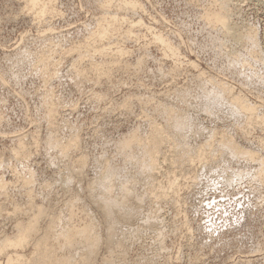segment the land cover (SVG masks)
Listing matches in <instances>:
<instances>
[{
    "label": "rangeland",
    "instance_id": "374dc122",
    "mask_svg": "<svg viewBox=\"0 0 264 264\" xmlns=\"http://www.w3.org/2000/svg\"><path fill=\"white\" fill-rule=\"evenodd\" d=\"M98 1L52 0L48 2L52 11L41 15L36 14V10L28 8L26 0H0V178L7 183L6 187L0 190V238L16 237L15 234L19 230L15 223L20 220L21 224H26L29 221L26 213L35 212L39 206L43 208L41 218L38 217L37 220L41 231L54 218L53 215L65 221L68 210L72 207L76 210L73 221L77 224L79 220L78 225L83 224L86 221L85 216L91 213L97 225L98 242L101 239L91 258L86 261L82 257L89 251H86L84 246L73 244L72 248L64 247V252H69L72 259H75L73 264H264V183L259 180L256 159L226 160L224 158L227 155L222 153V164L225 163L229 171L235 170L234 174L238 173L228 181L218 178V171H208L203 177L202 171L205 168L203 165L220 160V157H215L211 161L208 159L210 152L216 151L217 141L211 145L209 152L206 151L208 155L204 161L208 160L211 163L202 162L203 165L200 166V161H193L192 164L187 163L185 159H176L177 155L174 153L176 151L181 155V148L172 150L174 144L170 136L171 139L166 138L161 142L159 154L161 161L155 173L158 187L151 192L153 196H148L149 193H145L143 189L145 186L141 183L143 174L141 175L140 167L133 159L127 160L125 153H121L117 148L121 136L129 132L137 131L142 136L149 134L154 121L162 126L166 134L171 135L169 132L172 131L171 126L168 125L170 120L163 108L172 105L176 110L188 112L190 120L195 124V129L188 131L190 133L194 130L193 134L188 136L186 144L197 146L195 144L206 142L214 131L222 130L241 146L258 151V154L264 156V145L260 144L264 138V123L253 121L244 127L243 123H240L243 122L242 117L231 111L222 98L207 100L202 97L199 86L203 82H206L207 86L208 84L216 86L220 81L228 84L233 92L243 93L248 102L256 104L258 106L256 111L264 115V60L259 61L255 56L250 57L246 51L249 45L246 43L234 46V49L240 58L248 59L246 61L248 65L242 66L240 63L228 65V56L223 53L221 47L229 48L230 43L223 46L218 39L221 37L218 29L207 25L201 17L202 9L211 1L216 5L222 0H137L139 6L135 8L129 6L123 9L112 6L109 9L110 13L123 14L134 20L131 34L127 35L124 32L126 22H123L122 34L112 33L102 39H90V44H82L90 31L97 27L98 18L104 13ZM229 3L234 9L230 19L235 22L238 29L252 28L254 32L256 31L255 36L259 43L256 50H259L264 59V0H229ZM156 32L161 33L172 43L173 52L154 40ZM48 44L54 45L52 46L54 48L59 46V49L56 48L58 51L52 54L60 62L57 61L56 65L58 72L56 68L46 79L43 74L41 75L42 65L35 59ZM77 44L82 45L79 49L73 50ZM100 44L121 45L123 53L114 55L116 58L121 56L118 62L109 61L114 58L113 54H101L100 51L93 50V47ZM166 50L168 52H165ZM27 51L30 53L25 54ZM79 51L84 53L81 58H78ZM19 54H25L26 58L20 56L22 58L20 59ZM93 58L97 62L108 60L109 74L102 72V75L96 72L99 74L96 75L94 71H87L86 68L89 74L84 72L85 75L80 73L82 75L80 76L79 73L75 74L72 71L71 62L87 67L90 61L88 59ZM78 59L83 61L79 62ZM260 74L262 78L259 77ZM50 91L53 92V96L57 95L55 96L57 110L54 109L52 113L46 109L45 103H42ZM241 124L244 128L240 127ZM72 136L77 137L75 139L79 138L78 141L71 145L67 144L73 140ZM62 142L71 147L68 149L65 144L67 150L62 148L59 152L60 147L55 143L60 145ZM19 145H23L24 149ZM81 156L86 158L78 159ZM81 165L82 172L79 171ZM133 166L139 168L136 170ZM109 167H112V170ZM72 169L74 170L71 171ZM104 169L107 172H104ZM111 171L115 172L114 175ZM27 172L34 175L28 183H24L22 181ZM99 172L105 174L101 175ZM127 172H131V175ZM61 173L69 177V185L60 184L57 178ZM77 176L83 180H79ZM101 176L106 177L107 181L110 179L117 181V185L113 181L108 189L113 194L120 193L118 188L120 183L132 184L135 192L128 195L132 198L127 197L129 201L135 202V205L132 203L135 207L131 209L133 219L127 220L128 222L120 220L123 224L119 222L115 224L119 230L116 227V230L112 231L115 241L121 238L126 241L122 249L125 251H113L114 246L108 257L107 247L104 246L108 244L105 242L109 239H106L108 237L105 232L106 221L101 219L104 215L99 213L100 208L93 206L95 204L87 192L88 186L92 185L93 191H96L94 194L100 191L99 198L103 197L105 185H99L100 187L93 185L95 179ZM113 177H117V180ZM137 178L140 179L138 183L135 181ZM88 179L92 184H87L90 182ZM98 188L101 189L97 190ZM142 190L145 192H141ZM74 192L76 194L79 192V195L76 196ZM155 194L157 196L154 197ZM138 195L143 200L137 199ZM44 209L46 213L43 215ZM147 212L153 215L152 218ZM148 222L149 224H146ZM35 236L36 234L30 235L32 241L28 238L24 242L26 244L22 243L21 246L8 245L3 247V252L0 249V264L6 263L5 256L8 252L9 254L13 252L14 254H11L13 256L16 254V250L12 251L14 249H18V254L22 253L21 261L14 259V264H25L29 258L38 257V254L37 256L33 254L38 252L33 245ZM54 244L56 245L51 242L55 248ZM70 249L71 251H65Z\"/></svg>",
    "mask_w": 264,
    "mask_h": 264
},
{
    "label": "bare ground",
    "instance_id": "6f19581e",
    "mask_svg": "<svg viewBox=\"0 0 264 264\" xmlns=\"http://www.w3.org/2000/svg\"><path fill=\"white\" fill-rule=\"evenodd\" d=\"M52 1V0H51ZM51 1H47V0H26V5H28L27 7L28 8H32L33 10H36L35 12H37L36 14H41V15H43V13H46V12H49L50 10L52 11V8L50 7V5H49V3L48 2H51ZM211 1V0H210ZM220 1V0H219ZM212 2V1H211ZM210 2V4L209 5H207V6H205L202 10V13H201V17H203V20L206 22V24L207 25H209V26H211V27H213V28H217L218 29V32H219V34H221V37L219 36V40L221 41V44L224 46L225 44H229L230 46H229V48L226 46V48L225 47H221V46H219V47H221L222 48V51H223V53H225V54H227V56H228V59H229V63H228V65L229 64H238V63H240V64H242V66L245 64V66L246 65H248V64H246V61L248 60H244L243 58H240L238 55H237V51L234 49V46H237V45H242V44H246V43H248V45H249V47H248V50H246L247 51V53L250 55V57L252 56L253 58H255L256 60H261V61H263L264 59H262V54L260 53V52H258L256 49H258V40L256 39L257 37L255 36V32H254V30L252 29V28H242L241 27V29H243V31H241V29H238V27L235 25V22H233V21H231V15H232V13H233V7L232 6H230V3H229V0H222V1H220L218 4H214L213 5V3H211ZM218 2V1H217ZM112 3V4H111ZM206 3V2H205ZM98 4L103 8V11H104V13H103V15L100 17V18H98V21H97V27L95 28V29H93V30H91L90 31V34L89 35H87L85 38H84V40H83V43L82 44H90V39H102V38H104V37H109V35L110 34H112V33H121L122 34V32H121V27H122V23L123 22H126V26H125V29H124V32L127 34V35H129V34H131V31H132V28L131 27H133L132 25H133V23H134V20L133 19H128V17H126L125 15H123V14H120V15H118L117 13H110V7H116V8H120V7H123V9L126 7V8H128L129 6H131V8H135V7H138L139 6V1H137V0H99L98 1ZM122 9V8H121ZM50 11V12H51ZM136 22H139V20H135ZM215 33V32H214ZM154 40L155 41H157V42H159L162 46H163V48H166V49H170V50H172V52H173V45H172V43L167 39V38H165V37H163V35L161 34V33H159V32H156L155 33V37H154ZM47 42H49V41H47ZM80 42H82V41H80ZM219 42V41H218ZM218 42H217V44H218ZM51 43H53V41L51 42ZM51 43H49V44H51ZM47 44V43H46ZM45 44V45H46ZM47 45V47L46 46H44L45 48L39 53V54H37V58L35 59L36 60V62H38V64H41L42 65V67L41 66H39V67H41L40 69H42L43 68V72L41 73V75L43 74V76L47 79V77H49V75H51L54 71H55V69H56V72H58L57 70H58V66L56 67V65H57V61H59L58 59H56V57L54 58L53 57V54L55 53V52H57L58 50L57 49H59L58 47L59 46H56V48H54V47H52V46H54V45H52V46H50V45ZM82 44H77V45H75L74 47H73V50L75 49H79L80 48V46L82 45ZM55 45H59V44H56L55 43ZM114 46V45H113ZM112 45H102V44H100L98 47H93V50H98V51H100V53L102 54V53H105V54H108V53H110V55L111 54H113V56L115 55V54H121V52L123 53V48H122V46L121 45H115L114 47H113ZM247 47V46H246ZM236 48V47H235ZM104 49H106V50H104ZM238 49V48H237ZM41 50V49H40ZM57 50V51H56ZM69 51V50H68ZM22 52V51H21ZM24 52H26V50L24 51ZM23 52V53H24ZM29 51H27V53H25V54H29L28 53ZM165 52H168L167 50L165 51ZM53 53V54H52ZM25 54H22V55H20L19 54V58H20V56L22 57V56H24ZM245 54V53H244ZM34 55V54H33ZM82 56H84V53H82V52H80L79 51V53H78V58H81ZM93 56V55H92ZM109 56V55H108ZM118 56V55H117ZM255 56V57H254ZM18 57V56H17ZM34 57V56H33ZM88 57V56H87ZM91 56H89L88 58H90ZM105 57V56H104ZM141 57V56H140ZM22 58H26V56H24V57H22ZM22 58H20V59H22ZM30 58V57H29ZM59 58V57H58ZM121 58V56L119 55V58L117 57H115L114 56V58L112 59L111 58V60H109L110 62H112V61H114L113 63H115V62H118V60ZM75 59V58H74ZM85 59H87V58H85ZM95 58H93V60L92 59H88V60H90L89 62H88V64H87V67H82L81 66V64H78V63H74V62H71L72 64H73V66H72V64H71V66H72V71L73 72H75V74H77V73H79L78 75H80V76H82V75H85V73H88V72H86V68H87V71L89 70H91V71H94L93 73L95 74L96 72H100V74H102V72H103V74H104V72L105 73H107L108 71H110V68L108 67V65H109V61L107 60L106 62H102V61H100V62H97V61H95L94 60ZM108 59H110V57H108ZM249 59H252V58H249ZM76 60H77V57H76ZM79 60V59H78ZM82 61H83V59H81ZM81 60H79V62L81 61ZM104 60V59H103ZM17 61H18V59H17ZM75 61V60H74ZM136 61H138V59L136 60ZM60 62V61H59ZM87 62V61H86ZM85 62V63H86ZM102 62V63H101ZM120 62V61H119ZM251 63V62H250ZM262 63V62H261ZM34 64V63H33ZM111 64V63H110ZM103 65L105 66V67H103ZM112 65V64H111ZM114 65V64H113ZM110 66V65H109ZM233 66H236V65H233ZM263 66H264V64H263ZM249 67V66H248ZM38 68V67H37ZM264 68V67H263ZM85 72V73H84ZM172 72V71H171ZM80 73H82V75L80 74ZM84 73V74H83ZM262 73V72H261ZM57 74V73H56ZM74 74V73H73ZM89 74V73H88ZM98 73H96V75H97ZM102 74V75H103ZM107 74H109V73H107ZM106 74V76H109V75H107ZM252 74V73H251ZM250 74V75H251ZM2 75V74H1ZM54 75V74H53ZM99 75V74H98ZM101 75V76H102ZM203 75V74H202ZM13 76V75H12ZM253 76V75H252ZM252 76H249V78H252ZM257 76V75H256ZM4 77V76H3ZM44 77H42V79L44 78ZM51 77V76H50ZM79 77V76H78ZM99 77V76H98ZM97 77V78H98ZM199 77V76H198ZM254 77V76H253ZM259 77H261V74L259 75ZM257 78V77H256ZM262 78V77H261ZM261 78H259L260 80H262ZM81 79V78H80ZM85 79V78H84ZM201 79V78H200ZM258 79V78H257ZM257 79H255V82H256V80ZM199 80V79H198ZM247 80V79H246ZM249 80V79H248ZM78 81V80H77ZM205 81V80H204ZM250 81V80H249ZM263 81V80H262ZM45 82V81H44ZM46 82H47V80H46ZM49 82V81H48ZM211 82H213V81H211ZM219 84L218 85H216V86H210L209 84H208V86H207V83L206 82H203V83H201L200 85H199V83H198V85L200 86V93L202 94V97H204V98H206L207 100H210V99H218V100H220L221 98L224 100L223 102H225L226 104H228V106H229V108H230V110L231 111H233L235 114H238L239 116H241L242 117V121L243 122H240V123H243V126L244 125H248L249 123H251V122H253V121H257V122H261V123H264V115L263 114H259L256 110V108L258 107V106H256V104H253V103H250V102H248L245 98H244V96H243V93L241 94H239L238 92H233V89H232V87L230 86V85H228V84H223L221 81L220 82H218ZM258 83V82H257ZM216 84H217V82H216ZM246 84H248V83H246ZM250 84V83H249ZM199 86L197 87V88H199ZM47 90V89H46ZM54 90V89H53ZM52 90V91H53ZM47 92H48V90H47ZM54 92V91H53ZM53 92H49L46 96H45V98H44V102H42V103H45V106L47 107L46 109L49 111V112H51L52 113V111H54V109L56 108L55 106H57V105H55L56 104V102L57 101H55V96H57V95H55V96H53ZM183 92V91H182ZM187 92V91H186ZM264 92V91H263ZM184 93V92H183ZM185 94V93H184ZM43 96V95H42ZM44 97V96H43ZM181 97V96H180ZM187 98V97H186ZM42 99V98H41ZM58 99V98H57ZM59 101V100H58ZM185 101V100H184ZM125 104V103H124ZM42 105V104H41ZM126 105V104H125ZM167 105V104H166ZM44 106V105H43ZM170 106H172V105H170ZM164 107L163 108V110L165 111V113H166V115L168 116V120H170V124L168 123V125L169 126H171V130L172 131H169V132H171L170 134L171 135H169L168 133L166 134L165 133V131H163V128H162V126H159V124L158 123H156L155 121L151 124V130L149 129V131H150V133L148 134L147 133V135H144V136H142V135H139L138 134V132L137 131H132V132H129L128 134H125V135H123V136H121V138L119 139V141H118V143H117V148L119 149L118 151H120L121 153L123 152V153H125V155H126V157H127V160L129 159H133V161L140 167V171H141V175H142V177H143V179H141V180H143L141 183H142V186L144 185L145 186V188H143L144 190H142L141 192H145L146 194H148V196L149 195H152L153 196V193H151L152 191L154 192V190H156L157 189V187H158V182L156 181L157 179H156V175H155V173H156V170H158V164H159V162L161 161V160H159V158L161 159V157H159V156H161V155H159L160 154V150H161V142H163V140L164 139H171V137L170 136H172V140H171V142L174 144V147L172 148V150L174 149V150H176L175 148H181L180 150H181V155H180V153L179 152H176L175 151V155H177L176 156V159H185V160H187L186 162L187 163H192L193 161H200L201 163L199 164L200 166H201V164H202V162L204 163V162H206V163H208V162H210L212 159L214 160L215 159V157H220V160L218 161V160H214V161H211L212 162V164H207V165H203V167H205V168H203L204 170L202 171V176L203 177H205V175H207V172L208 171H218L219 172V174H218V178L220 177L221 179H224V180H226V181H228V180H230L234 175H236L238 172H236V174H234V172L233 171H235V170H233V171H229V170H227V165H224V164H222V160H221V156H222V153H224L225 155H227V156H225V158L224 159H231V158H245L246 160H257L258 162V172H257V174H258V176H259V180H261V182H262V184L264 183V156L263 155H260V154H258V151L257 152H255V150H252V149H247L246 147H243V146H241L240 145V143L238 144L233 138H231V136L230 135H226V134H224L223 132H222V130L221 131H214L213 133H212V135H211V137L209 138V139H207L206 140V142H201L200 144L199 143H197V144H195V145H197V146H191L190 144L188 145V144H186V141H187V138H188V136L189 135H191V134H193V132H194V130H192L190 133H188V131L189 130H191L192 128H194L195 129V124L194 123H192V121L190 120V117H189V115H188V112H184V111H182V109H179V110H176V109H174L173 108V106L172 107ZM175 107V106H174ZM178 109V108H177ZM57 109H55V111H56ZM184 110V109H183ZM232 112V113H233ZM48 113V112H47ZM165 113H163V115L165 114ZM262 113V112H261ZM49 114V113H48ZM53 115V114H52ZM238 115H236V116H238ZM49 116V115H48ZM50 117V116H49ZM241 117H239V118H241ZM244 117V118H243ZM49 119H51V118H49ZM166 120V119H165ZM241 120V119H240ZM52 121V120H51ZM52 124V123H51ZM54 124V123H53ZM164 124H166V123H164ZM68 125V124H67ZM161 125V124H160ZM194 127H193V126ZM65 126V125H64ZM242 126V124H241V126L240 127H242V128H244ZM72 128V127H71ZM165 128V127H164ZM168 128V127H167ZM198 128V127H197ZM56 129V128H55ZM74 129V128H73ZM77 129V128H76ZM132 130H134V129H132ZM165 130V129H164ZM201 130V129H200ZM139 131V130H138ZM73 132H75L74 130H73ZM77 133V132H76ZM34 134V133H33ZM78 135H79V133H77ZM50 135V134H49ZM49 135H47V136H49ZM72 135H73V133H72ZM51 136V135H50ZM67 136H68V134H67ZM77 136V135H76ZM217 136H219V137H217ZM36 137V136H35ZM59 137V136H58ZM70 137H71V135H70ZM73 137V136H72ZM217 137V138H216ZM21 138V137H20ZM54 138V137H53ZM52 138V139H53ZM63 138V137H62ZM61 138V140L63 141V139ZM66 138H68V137H66ZM75 138H77V137H75ZM74 137L72 138L73 140L72 141H68L67 142V144H70L71 145V143H73L74 141V143H76L77 141H78V139H75ZM48 139V138H47ZM59 139V138H58ZM69 139H71V138H69ZM77 140V141H76ZM33 141V140H32ZM35 141V140H34ZM54 141H56V139L54 140ZM170 141V140H169ZM215 141H217V146H215V152H210V157L208 158L210 161H204V159H207V155H206V151H208L209 149H210V147H212L211 145L215 142ZM47 143L48 142H50L51 143V141H46ZM60 142V141H59ZM58 142V143H59ZM21 143H23V140H22V142ZM25 143V142H24ZM45 143V142H44ZM58 143H55L58 147H60V151L59 152H61V150H62V148H64V149H66L67 147H68V145L65 143V142H62V144H58ZM260 143V142H259ZM54 144V145H55ZM67 145V147L65 148V146ZM261 146H263L264 145V138L262 139V141H261ZM24 145V144H23ZM23 145H19L20 147H22ZM54 146L56 149H57V146ZM78 145V144H77ZM173 146V145H172ZM69 147H71V146H69ZM69 147H68V149H69ZM76 148H78V147H76ZM22 149H24V147H22ZM51 149H53V148H51ZM63 149V150H64ZM75 149V148H74ZM19 150H21V149H19ZM29 150V149H28ZM27 150V151H28ZM59 150V149H58ZM67 150V149H66ZM66 150H64V151H66ZM173 150V151H174ZM17 151V150H16ZM80 151V150H79ZM21 152V151H20ZM22 152H24V151H22ZM58 152V153H59ZM67 152V151H66ZM81 152V151H80ZM162 152V151H161ZM209 152V151H208ZM17 153V152H16ZM26 153V152H25ZM28 154V153H27ZM28 155H30V154H28ZM83 155V154H82ZM170 155V154H169ZM180 155V156H179ZM26 156V155H25ZM25 156H21L20 155V157H25ZM67 156V155H66ZM66 156H65V158H66ZM174 155H172V158L173 159H175L174 157H173ZM184 156V158H182ZM28 157V156H27ZM60 157V156H59ZM82 158H86V157H83V156H81V158H79L78 157V159H80V160H82ZM122 158V157H121ZM163 158H164V156H163ZM171 158V157H170ZM171 158V160H173ZM60 159V158H59ZM70 159V158H69ZM77 159V158H76ZM96 159V158H95ZM218 159V158H217ZM244 159V160H245ZM20 160H22V159H20ZM24 160V159H23ZM71 160V159H70ZM73 161H75V160H73ZM78 161V160H77ZM76 161V163H78ZM85 161H86V159H85ZM25 162V161H24ZM79 162H82V161H79ZM83 162H84V159H83ZM129 162H131V161H129ZM179 162H181V161H179ZM210 162V163H211ZM72 163V162H71ZM71 163H69V164H71ZM86 163V162H85ZM84 163V164H85ZM176 163H177V161H176ZM73 164V163H72ZM81 164V163H80ZM178 164H181V163H178ZM193 164V163H192ZM75 165L76 164H74L73 165V167H74V169H75ZM83 165V164H82ZM80 166V172H82L81 171V168L83 167V166ZM104 165V164H103ZM102 165V166H103ZM135 165V164H134ZM184 165V164H183ZM182 165V166H183ZM188 165V164H187ZM191 164H189V166H190ZM25 166V165H24ZM68 166H70V165H68ZM67 166V167H68ZM77 166H78V164H77ZM76 166V167H77ZM101 166V167H102ZM107 166H109V165H107ZM160 166V165H159ZM181 166V165H180ZM181 166V167H182ZM185 167H186V165H184ZM183 166V167H184ZM229 166V165H228ZM112 167H113V165H112ZM112 167L110 168L111 170H112ZM115 167V166H114ZM133 167H135V166H133ZM139 167H135L134 169H136V168H139ZM65 168V167H64ZM69 168V167H68ZM72 168V167H71ZM70 168V169H71ZM108 168V169H109ZM190 168V167H189ZM74 169H72L71 171H73ZM106 169V168H105ZM104 169V172L106 171ZM133 169V168H132ZM185 169V168H184ZM187 169V168H186ZM221 169V171H219ZM65 170V169H64ZM68 169H66V171H67ZM115 170H117V169H115ZM119 170V169H118ZM137 170V169H136ZM200 170V169H199ZM198 170V171H199ZM27 171V170H26ZM69 171V170H68ZM77 171V170H76ZM101 171H102V168H101ZM132 171V170H131ZM257 171V170H256ZM33 172V171H32ZM104 172H99V173H101V175H103V174H105ZM107 172V171H106ZM112 172V174L114 175V173H113V171H111ZM136 172V171H135ZM139 172V171H138ZM189 172V171H188ZM192 172H193V170H192ZM191 171H190V173H192ZM195 172V171H194ZM16 173H17V171H16ZM28 173V172H27ZM59 173V172H58ZM66 173V172H65ZM78 173V172H77ZM103 173V174H102ZM127 173H129L130 175H131V172H127ZM190 173H188V174H190ZM67 174V173H66ZM82 174V173H81ZM109 174V173H108ZM133 174V173H132ZM194 174V173H193ZM192 174V175H193ZM255 174V173H254ZM25 175H26V173H25ZM24 175V176H25ZM34 175V174H33ZM33 175H31V173H28L25 177H24V180L22 181V182H24V183H28V181L29 180H31V177L33 176ZM73 175V174H72ZM78 175V174H77ZM106 175H107V173H106ZM116 175H118L117 174V172H116ZM119 175H121L120 174V171H119ZM141 175H140V177H141ZM183 175H184V173H183ZM97 176V175H96ZM98 176H100V175H98ZM109 176V175H108ZM125 176H127V175H125ZM187 177L189 176V175H186ZM186 176H185V178H186ZM197 176V175H196ZM196 176H194V177H196ZM71 177V176H70ZM78 177V176H77ZM105 177V176H104ZM122 177V176H121ZM120 177V178H121ZM132 177H133V175H132ZM136 177H139V176H136ZM139 177V178H140ZM190 177V176H189ZM192 177V176H191ZM19 178V177H18ZM79 178V177H78ZM83 178V177H82ZM109 179H110V177H108ZM115 177H113V179H114ZM128 178V177H127ZM126 178V181L128 180ZM20 179H22V178H20ZM57 179H59V182H60V184L61 185H63V186H66V185H69L68 184V181H69V177L68 176H66V175H63L62 173L61 174H59V178H57ZM74 179V178H73ZM73 179H71L72 181H73ZM77 179V178H76ZM81 179V177L79 178V180ZM93 179H94V177H93ZM116 180H117V177L115 178ZM123 179V178H122ZM138 179V178H137ZM191 179V178H190ZM78 180V181H79ZM81 180H83V179H81ZM89 180V179H88ZM124 180V179H123ZM132 180V179H131ZM140 179H138V180H135V181H137L136 183H138V181H139ZM187 181L189 180V178L188 179H186ZM192 180V179H191ZM90 181V180H89ZM114 181V180H113ZM111 179L109 180V181H107L106 180V177L105 178H102V176L101 177H98V178H96L95 179V181L93 182L94 184V187L95 186H99V185H105V188H106V191H105V193H104V195L102 194V198H99L100 196V191H97L98 192V194H94V192H96V191H93V186L92 185H89L88 186V191L87 192H89L88 194V196H90L89 198H91L92 199V201H93V203L95 204V205H93L94 207L95 206H97L98 208L97 209H99L100 208V210H101V212H99L100 214H103L104 216H102V218L101 219H105L104 221H106L105 222V232L107 233V236L108 237H106V239L107 238H109V239H107L108 241L107 242H105V243H108L107 245H104V246H106L107 248H106V251H108L107 253H108V255H107V257L108 256H110L109 254L111 253L110 251H112V249L114 248V246H115V248L113 249V251L115 250H121V251H125V249L124 250H122L123 249V247H124V243L126 242H124V240L121 238V239H118V240H114L113 239V234H112V231L113 230H116V227H115V224L117 223V222H119V223H121V221L123 220V221H127V220H130L131 219V209L133 208V207H135L134 205H135V202H131V201H129L128 199H127V197H129L128 195L130 194H132V193H135L134 192V190H133V188L134 187H132L130 184H127L126 182V184H124V183H120V184H118V188H120V190H119V192L120 193H116L115 191V193L116 194H113L112 192H110L108 189H109V187H111L110 185H111V183L113 182ZM119 181H121V180H119ZM135 181L133 182V183H135ZM31 182V181H30ZM33 182V181H32ZM56 182V181H55ZM77 182V181H76ZM81 182V181H80ZM117 182V181H116ZM115 181L113 182V183H116ZM123 182V181H122ZM143 182H145V184L143 183ZM171 182V181H170ZM192 182H194V180H192ZM191 182V183H192ZM198 182V181H197ZM43 183V182H42ZM90 184L91 183V181L90 182H87V184ZM119 183V182H118ZM135 183V184H136ZM140 183V184H141ZM172 183V182H171ZM170 183V184H171ZM202 183V182H201ZM33 184V183H32ZM31 184V185H32ZM71 184H72V182H71ZM92 184V183H91ZM139 184V185H140ZM188 184V183H187ZM6 185H7V183L2 179V178H0V190H3L5 187H6ZM23 185V184H22ZM30 185V186H31ZM116 185H117V183H116ZM138 185V184H137ZM28 186V185H27ZM114 186H115V184H114ZM133 186H134V184H133ZM171 186V185H170ZM194 186V185H193ZM46 187H47V185H46ZM45 187V188H46ZM49 187V186H48ZM83 187V186H82ZM100 187V186H99ZM104 187V186H103ZM112 187H113V184H112ZM140 187V186H139ZM30 188V187H29ZM67 188V187H66ZM75 188H77L76 186H75ZM114 188V187H113ZM117 188V189H118ZM156 188V189H155ZM43 190H44V188H42ZM79 189V188H78ZM77 189V190H78ZM101 189V188H100ZM99 188L97 189V190H100ZM196 189V188H195ZM46 190V189H45ZM63 190V189H62ZM62 190H61V192H62ZM67 190V189H66ZM94 190H96V189H94ZM114 190H116V189H114ZM136 190V189H135ZM138 190V189H137ZM136 190V191H137ZM32 191V190H31ZM158 191V190H157ZM156 191V192H157ZM162 191V190H161ZM161 191H159V192H161ZM3 192V191H2ZM67 192V191H66ZM76 192V191H75ZM74 192V193H75ZM101 192H102V190H101ZM138 192H140V191H138ZM137 192V194H139ZM158 192V193H159ZM31 193V192H30ZM45 193V192H44ZM73 193V194H74ZM79 193V192H78ZM77 193V194H78ZM100 193V194H99ZM144 193V194H145ZM161 193H163V191L161 192ZM34 194V193H33ZM76 194V193H75ZM77 194H76V196H77ZM87 194V193H86ZM119 194V195H118ZM141 194H143V193H141ZM157 194V193H156ZM154 195V197L155 196H157V195ZM35 195V194H34ZM46 195V194H45ZM65 195V194H64ZM72 195V194H71ZM79 195V194H78ZM159 195L161 196V197H163L160 193H159ZM28 196V195H27ZM73 196H75V195H73ZM139 196L140 195H138V198L137 199H142L143 200V198H139ZM143 196V195H142ZM145 196V195H144ZM147 196V195H146ZM45 198H46V196H44ZM55 197H57V196H55ZM70 197V196H69ZM79 198H80V196H78ZM131 197V196H130ZM129 197V198H130ZM28 198H31V197H29L28 196ZM33 198V197H32ZM132 198V197H131ZM146 198V197H145ZM160 197L158 196V199H159ZM48 199V198H47ZM71 199H72V196H71ZM77 199V198H76ZM134 199V198H133ZM132 199V200H133ZM156 199V198H155ZM28 200V199H27ZM55 200V199H54ZM73 201H74V199H72ZM90 200V199H89ZM29 201V200H28ZM60 201V200H59ZM67 201V200H66ZM71 201V200H70ZM137 201V200H136ZM139 201V200H138ZM150 201V200H149ZM48 202V201H47ZM53 202V201H52ZM57 203V202H56ZM55 203V204H56ZM64 203V202H63ZM68 203V202H67ZM73 203V202H72ZM75 203V202H74ZM134 205H133V204ZM143 203V202H142ZM31 203L29 202V205H30ZM35 204V203H34ZM64 204H66V203H64ZM137 205V204H136ZM16 206H18V205H16ZM34 206H37V205H34ZM39 206V205H38ZM65 206V205H64ZM67 206H70V205H67ZM73 206V205H72ZM144 206V205H143ZM15 207V206H14ZM19 207V206H18ZM23 207V206H22ZM26 207H28V205L26 206ZM31 207L33 208V206L31 205ZM45 207V206H44ZM138 207V206H137ZM156 207V206H155ZM21 208V207H20ZM25 208V207H24ZM35 208H37V207H35ZM50 208V207H49ZM70 208V207H69ZM74 208V207H73ZM18 209V208H17ZM46 209H47V207H46ZM46 209H44L45 211L43 212V215H44V213H46ZM52 209V208H51ZM60 209H62V208H60ZM66 209H68L67 207H66ZM218 209V208H217ZM13 210V209H12ZM16 210V209H15ZM14 210V211H15ZM62 210H64V209H62ZM133 210H135V209H133ZM143 210V209H142ZM150 210H152V209H150ZM155 210V209H154ZM154 210H152V211H154ZM8 211V210H7ZM18 212H20L19 210H17ZM22 211H23V209H22ZM21 211V212H22ZM26 211H28V210H26ZM34 211V210H33ZM42 211H43V208H41V206H39L37 209H36V211L35 212H32V211H30L31 213L29 214V213H26V215H28L27 217H28V219H29V221L26 223V224H21L22 222H20V220L19 221H17L15 224L17 225L16 227H17V229L19 230L18 232H17V234H15L16 235V237L14 236L13 238H11V236L10 237H1L0 238V249H1V251L7 246L8 247V245H11V246H9V247H12V246H21V244L22 243H24L25 241H27V239L28 238H30L29 236L30 235H32V234H36V236H35V241H34V248H35V250H37L36 252L37 253H34L33 252V254H36V256H37V254H38V257H32V258H29L28 260H26L25 258V260H26V262H25V264H73L74 263V260L72 259V257H71V255H70V253L69 252H64V250H63V248L64 247H67V248H72V246L71 245H73V244H76V246L78 245V246H80V245H82V246H84L83 248H86V251H89V252H86V251H84V252H86L85 254H83V257H82V259H85L84 261H86L87 259H90L91 258V255H92V253H94V249H95V247L97 246V243H100V241H101V239H100V241L98 242V236H97V225L95 224V222H94V220L92 219V217H91V213L90 214H85L86 216H85V218H86V221L83 223V224H79L78 225V223H79V220H78V223L76 224L74 221H73V217H75L74 216V214H75V212L74 211H76V210H74V209H72V207H71V209H69L68 210V213H67V216L65 217L66 219H65V221L64 220H61V218L59 217V216H55V215H53V217L54 218H50L51 219V221L50 222H48V225H47V223H46V227L44 228V230L43 231H41V230H39V228L40 227H38V222H37V220H38V217H40V215H42L41 213H42ZM49 211V210H48ZM51 211V210H50ZM61 211V210H60ZM78 211V210H77ZM152 211H150L151 213H152ZM160 211H162V210H160ZM3 212H5V211H3ZM23 212H25V211H23ZM61 212H63V211H61ZM67 212V211H66ZM135 213H137V212H139L138 211V209H137V212L136 211H134ZM144 211H142V213H143ZM148 212H149V210H148ZM147 212V213H148ZM9 213V212H8ZM55 214H58V213H60V212H54ZM142 213H141V215H142ZM145 213V212H144ZM147 213H146V215H147ZM158 213V212H157ZM13 214V213H12ZM15 214V213H14ZM63 214V213H62ZM132 214H134V213H132ZM149 214V213H148ZM153 214V213H152ZM48 215H50V214H48ZM76 215V214H75ZM79 215V214H78ZM135 215V214H134ZM140 215V214H139ZM138 215V216H139ZM150 215V214H149ZM15 216V215H14ZM22 216V215H21ZM25 216V215H24ZM61 216H64V215H61ZM137 216V215H136ZM153 216V215H152ZM152 216L150 215V218H152ZM46 217V216H45ZM52 217V216H51ZM78 217V216H77ZM133 217H135V216H133ZM144 217H146V216H144ZM13 218H16V217H13ZM41 218V217H40ZM44 218V217H43ZM63 218V217H62ZM80 218H81V216H80ZM163 218V217H162ZM18 219V218H17ZM48 219H49V217H48ZM79 219V218H78ZM133 219V218H132ZM131 219V220H132ZM140 219V218H139ZM75 220V219H74ZM82 220V219H81ZM121 220V221H120ZM153 220H154V217H153ZM22 221V220H21ZM49 221V220H48ZM148 221V220H147ZM154 221H156V220H154ZM162 221V220H161ZM128 222V221H127ZM138 222V221H137ZM82 223V222H81ZM141 223V222H140ZM143 223H145V222H143ZM152 223V222H151ZM102 224V223H101ZM118 224V223H117ZM121 224H123V223H121ZM125 224V223H124ZM146 224H149V222L148 223H146ZM158 224V223H157ZM164 224V223H163ZM135 225V224H134ZM45 226V225H44ZM145 226V225H144ZM149 226V225H148ZM152 226H154V224L153 225H151V227ZM157 225L155 224V227H156ZM104 228V227H103ZM113 228H115V229H113ZM128 228V227H127ZM154 228V227H153ZM160 228V227H159ZM41 229H43V228H41ZM117 229H118V227H117ZM157 229V228H156ZM119 230V229H118ZM161 229H159V231H160ZM102 231V230H101ZM132 231H133V228H132ZM144 231V230H143ZM115 232V231H114ZM128 232H131V231H128ZM134 232V231H133ZM162 232V231H161ZM116 233V232H115ZM124 233V232H123ZM140 233V232H139ZM157 233V232H156ZM127 234V233H126ZM125 234V235H126ZM160 234V233H159ZM129 235H131V234H129ZM141 235V234H140ZM153 235V234H152ZM116 237V236H115ZM119 237V236H118ZM126 237V236H125ZM128 237V236H127ZM135 237V236H134ZM162 237V236H161ZM34 238V237H33ZM101 238V237H100ZM124 238V237H123ZM31 239V238H30ZM117 239V238H116ZM34 240V239H33ZM52 240V241H51ZM162 240V239H161ZM31 241H32V239H31ZM55 241V242H54ZM104 241H106L105 239H104ZM132 241V240H131ZM51 242L52 243H56V247L54 248V247H52V245H51ZM29 243V242H28ZM102 243V242H101ZM24 244H26V243H24ZM23 244V245H24ZM49 244H50V246H49ZM104 244V243H103ZM99 245V244H98ZM127 245V244H126ZM76 246H73V247H76ZM82 246H80V247H82ZM4 247V248H3ZM126 247V246H125ZM7 249V248H6ZM5 249V250H6ZM9 249V248H8ZM15 250H16V252H15ZM17 250L18 249H14V250H12V251H14L16 254L13 256V255H11V254H14L13 252H11V254H9V252L8 251H5V252H8L7 253V256H5V261H6V263L5 264H14L15 262H14V259H17V260H20V257L22 256L20 253L18 254V252H17ZM63 250V251H62ZM1 251H0V254H1ZM11 251V250H10ZM65 251H71V249L70 250H65ZM80 251H83V250H80ZM3 252V251H2ZM22 252V251H21ZM32 253V252H31ZM80 253V252H79ZM97 253V252H96ZM103 253V252H102ZM115 253V252H114ZM125 253V252H124ZM5 254V253H4ZM9 254V255H8ZM24 254V253H23ZM81 254V253H80ZM80 254H78V255H80ZM6 255V254H5ZM18 255H20V256H18ZM73 255V254H72ZM97 255V254H96ZM119 255V254H118ZM121 255V254H120ZM123 255V254H122ZM121 255V256H122ZM81 256V255H80ZM27 257V256H26ZM30 257V256H29ZM77 257V256H76ZM124 257V256H123ZM7 258V259H6ZM19 258V259H18ZM23 258V257H22ZM28 258V257H27ZM80 258V257H79ZM94 258V257H93ZM98 258V257H97ZM1 259V258H0ZM23 260V259H22ZM110 260V259H109ZM114 260V259H113ZM21 261V260H20ZM82 261V260H81ZM106 262H108L107 260H106ZM1 263V262H0ZM76 263V262H75ZM83 263V262H82ZM114 263V262H113ZM116 263V262H115ZM77 264V263H76ZM85 264V263H84ZM107 264V263H106Z\"/></svg>",
    "mask_w": 264,
    "mask_h": 264
}]
</instances>
